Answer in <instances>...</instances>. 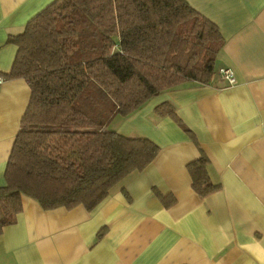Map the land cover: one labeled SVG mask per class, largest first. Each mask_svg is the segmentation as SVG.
Segmentation results:
<instances>
[{"label": "crops", "instance_id": "obj_1", "mask_svg": "<svg viewBox=\"0 0 264 264\" xmlns=\"http://www.w3.org/2000/svg\"><path fill=\"white\" fill-rule=\"evenodd\" d=\"M51 1L0 0V75L16 52L7 37ZM186 1L224 39L210 82L189 81L110 120L159 150L93 209L46 210L22 195L0 234V264H264V0ZM221 67L233 71V85L219 78ZM29 95L22 78L0 84V186ZM163 103L174 115L157 110ZM200 150L219 185L205 196L186 167ZM160 194L174 202L164 206Z\"/></svg>", "mask_w": 264, "mask_h": 264}, {"label": "trees", "instance_id": "obj_2", "mask_svg": "<svg viewBox=\"0 0 264 264\" xmlns=\"http://www.w3.org/2000/svg\"><path fill=\"white\" fill-rule=\"evenodd\" d=\"M223 41L186 0H53L9 35L16 52L2 76L24 79L30 95L0 186V234L22 195L46 210H91L145 168L158 146L118 133L110 120L189 81L209 83ZM157 110L174 115L167 103ZM186 167L197 194L218 188L202 151Z\"/></svg>", "mask_w": 264, "mask_h": 264}, {"label": "built area", "instance_id": "obj_3", "mask_svg": "<svg viewBox=\"0 0 264 264\" xmlns=\"http://www.w3.org/2000/svg\"><path fill=\"white\" fill-rule=\"evenodd\" d=\"M217 74L219 78L224 80L228 85H233L236 82L233 71L228 67L219 68ZM4 80V77L0 75V84H2Z\"/></svg>", "mask_w": 264, "mask_h": 264}]
</instances>
